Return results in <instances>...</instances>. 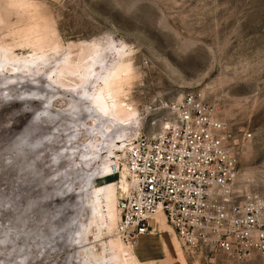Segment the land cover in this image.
<instances>
[{
  "label": "rangeland",
  "instance_id": "374dc122",
  "mask_svg": "<svg viewBox=\"0 0 264 264\" xmlns=\"http://www.w3.org/2000/svg\"><path fill=\"white\" fill-rule=\"evenodd\" d=\"M188 90L251 132L236 183L264 195V0H0V264H141L118 231L125 150ZM156 215L150 264H264Z\"/></svg>",
  "mask_w": 264,
  "mask_h": 264
},
{
  "label": "built area",
  "instance_id": "2783aa9c",
  "mask_svg": "<svg viewBox=\"0 0 264 264\" xmlns=\"http://www.w3.org/2000/svg\"><path fill=\"white\" fill-rule=\"evenodd\" d=\"M166 106L163 127L125 150L130 184L116 201L120 234L135 246L140 234L154 230L149 221L161 210L187 247L237 261L264 253V195L236 183L251 132H234L200 90Z\"/></svg>",
  "mask_w": 264,
  "mask_h": 264
},
{
  "label": "crops",
  "instance_id": "0c3cea01",
  "mask_svg": "<svg viewBox=\"0 0 264 264\" xmlns=\"http://www.w3.org/2000/svg\"><path fill=\"white\" fill-rule=\"evenodd\" d=\"M165 220H166V218H165ZM156 224H157V220L154 217L153 218V224H152L154 226V230L149 231L150 232L149 234H152V235L157 234L158 235L156 240L159 239L157 241L159 243V250L156 251V253L151 254V255H145V256L138 255V253L136 251V246L138 245L139 241L137 242V244L135 246L132 247V254L134 255V258L141 264H150V263H153L154 261H160L161 262L165 259L166 249H165V245L163 242V238H162L161 233H160L161 228H156Z\"/></svg>",
  "mask_w": 264,
  "mask_h": 264
},
{
  "label": "bare ground",
  "instance_id": "6f19581e",
  "mask_svg": "<svg viewBox=\"0 0 264 264\" xmlns=\"http://www.w3.org/2000/svg\"><path fill=\"white\" fill-rule=\"evenodd\" d=\"M35 117H36V115H35ZM35 117H34V118H35ZM123 166H124V165H123ZM124 170H125V173H126V175H127V170H126L125 166H124ZM115 173H117V172H115ZM127 178H128V175H127ZM128 183L130 184V180H129V178H128V181H127V184H126V186L129 187V184H128ZM128 187H127L126 189H128ZM122 194H123V193H122ZM158 214H162V215H163V213H162L161 210H159V211L157 212V215H158ZM157 215H156V216H157ZM126 245H127V244H126ZM128 246H129V245H128ZM129 247H130V246H129ZM130 249H131V247H130ZM131 250H132V249H131ZM125 253H126V252H125Z\"/></svg>",
  "mask_w": 264,
  "mask_h": 264
},
{
  "label": "water",
  "instance_id": "95a60500",
  "mask_svg": "<svg viewBox=\"0 0 264 264\" xmlns=\"http://www.w3.org/2000/svg\"><path fill=\"white\" fill-rule=\"evenodd\" d=\"M37 94H39V93H37ZM37 94H36V95H37ZM43 104L45 105V103H44V102H42V105H43Z\"/></svg>",
  "mask_w": 264,
  "mask_h": 264
}]
</instances>
